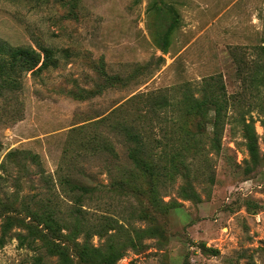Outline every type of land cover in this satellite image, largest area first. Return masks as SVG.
Returning <instances> with one entry per match:
<instances>
[{"label":"rangeland","instance_id":"rangeland-1","mask_svg":"<svg viewBox=\"0 0 264 264\" xmlns=\"http://www.w3.org/2000/svg\"><path fill=\"white\" fill-rule=\"evenodd\" d=\"M0 43L48 62L0 79V264H264V0H0Z\"/></svg>","mask_w":264,"mask_h":264},{"label":"trees","instance_id":"trees-1","mask_svg":"<svg viewBox=\"0 0 264 264\" xmlns=\"http://www.w3.org/2000/svg\"><path fill=\"white\" fill-rule=\"evenodd\" d=\"M39 64V65H38ZM17 67L19 70L29 71L37 66V69H42L48 65L46 59L40 60V55L33 49L27 48H15L6 50L0 43V79H5L7 82H12L13 76L7 70ZM14 82V81H13ZM198 104V103H196ZM197 106V105H196ZM215 118L220 116V108H215ZM246 147L252 160L258 158V146L256 143V134L254 129L249 123H246ZM130 157L132 161L137 160V156L133 149L130 151ZM23 238V237H21Z\"/></svg>","mask_w":264,"mask_h":264}]
</instances>
